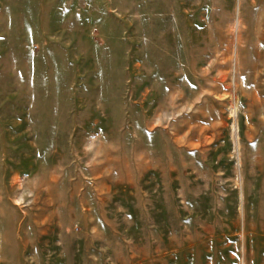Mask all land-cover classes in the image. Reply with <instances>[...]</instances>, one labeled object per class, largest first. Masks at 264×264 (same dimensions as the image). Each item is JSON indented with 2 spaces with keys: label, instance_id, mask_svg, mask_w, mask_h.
Listing matches in <instances>:
<instances>
[{
  "label": "rangeland",
  "instance_id": "1",
  "mask_svg": "<svg viewBox=\"0 0 264 264\" xmlns=\"http://www.w3.org/2000/svg\"><path fill=\"white\" fill-rule=\"evenodd\" d=\"M0 264H264V0H0Z\"/></svg>",
  "mask_w": 264,
  "mask_h": 264
}]
</instances>
